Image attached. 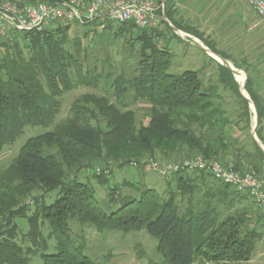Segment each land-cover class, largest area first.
Returning <instances> with one entry per match:
<instances>
[{"label": "trees", "instance_id": "16d2710c", "mask_svg": "<svg viewBox=\"0 0 264 264\" xmlns=\"http://www.w3.org/2000/svg\"><path fill=\"white\" fill-rule=\"evenodd\" d=\"M163 13L178 29L185 27L165 7L160 22L171 31ZM118 25L129 36L125 57L130 62V69L119 72L109 59L101 72L84 63L86 48L69 33L80 24L16 32L0 42V151L27 127H52L28 137L0 172V264H31L37 256L42 264H97L86 252L83 234L73 233L72 221L93 224L100 232L145 230L167 264L248 261L261 232L251 225L252 205L234 208L249 196L246 192L199 169L163 177L167 187L162 191L127 178L112 183V170L97 171L110 163L123 169L134 161L201 155L264 180V151L252 134L253 112L232 71L218 62L219 85L205 87L199 71H168L173 53L160 44L166 36L158 26ZM206 45L230 59L211 40ZM233 62L248 72L247 62ZM81 86L97 91L78 97L68 115L57 119L63 95ZM221 87L237 97L235 118L225 107ZM245 89L257 108L256 135L264 144L261 104L250 75ZM139 103L148 105L147 122L133 108ZM85 171L106 188L111 211L100 204L90 179H78ZM56 189L58 198L47 204L45 195Z\"/></svg>", "mask_w": 264, "mask_h": 264}, {"label": "rangeland", "instance_id": "374dc122", "mask_svg": "<svg viewBox=\"0 0 264 264\" xmlns=\"http://www.w3.org/2000/svg\"><path fill=\"white\" fill-rule=\"evenodd\" d=\"M24 1L26 2V0ZM27 1L49 2L48 0ZM163 1L165 2L166 7L167 1ZM210 7V10L214 8V6H212V1L210 2ZM242 8H244V6H242ZM223 10L224 9H219L217 16H219L223 12ZM162 29L166 34L170 35L168 36V38L163 37L160 40V44L168 47L173 53L172 62L168 71L174 74H179L185 70L199 71L205 87L212 85L218 86V66L211 61V58L208 56V54H206V52L199 47L191 45L185 41H181L177 36H174L172 33V31H174L173 28L172 31L166 26H163ZM178 32L184 35L180 31ZM69 33L72 39L81 40L83 47L86 48L84 52L87 56V59L84 62L86 63V65L90 67L95 66L98 72L105 71L108 69V67L107 63H105L104 61L109 59L113 64V68L117 72L125 69H130V62L128 63V60L125 57V39H128L129 36H125V33H120L119 25L117 23L108 22L105 23L104 26H102L99 22H93L80 26H72ZM213 35L215 37L216 33H214ZM228 52L234 54L233 57L236 61H241L243 58L242 56H240V54L234 53L231 50H228ZM210 53L211 55H213L214 59L216 58L217 61L221 62V59L217 56V53ZM230 64L233 65L231 62ZM237 69L240 70L243 74V77L236 75V79L240 83L241 87L243 79L245 80L248 74L241 68ZM94 91L97 90L81 86L65 93L62 98L63 104L61 112L58 114L57 119L68 115L73 102L78 97L87 92ZM219 92L224 96L223 102H225V107L229 110V113L232 115V117L235 118V116H237V113L239 112L237 97L232 92L228 90L225 91L222 87L220 88ZM244 92L245 95L248 96L246 89ZM147 106L148 105L146 103H139L133 106V108L137 112L138 117L144 122H147L148 120ZM254 124L255 115L253 114V126ZM51 128L52 127L44 128L41 126L27 127L24 133L21 134L13 144L4 147V149L0 151V172L3 171L12 162L14 157L18 154L20 147L26 142L28 137L45 132ZM107 166H112V171L114 172L112 183H120L125 178H127L132 180L133 182H138L139 184L146 183L158 189L159 191H162V189L166 190L167 186L166 182L164 181L165 177L163 178L148 166H144L143 168L126 166L123 169L114 168L113 163L107 164ZM92 175V171H85L78 175V179L81 181H87L90 179L89 182L92 186L95 187L100 204L105 208V210L109 212L111 211V209L107 207L106 203V188L99 185L97 179L91 177ZM172 184L174 185V183ZM129 192L134 194L133 191ZM241 192L243 194L245 193V191ZM58 196L59 190H53L45 195V202L49 204L56 198H58ZM250 205L253 206L250 209V216L252 217L251 225L255 224L256 228L261 231L260 238L256 243L255 249L250 259L243 262H221L219 264H264V222L262 220L261 212L256 206H254V202L252 201L250 196H245L244 199L236 201L234 208ZM258 219L260 223L258 222ZM20 224L26 231L25 228L26 226H28L27 219L23 218L20 221ZM71 225L74 234H83V236L86 238V252L97 262V264H167L164 262L163 256L156 250L155 239L145 230L131 232L125 235L118 230L100 232L93 224L88 223L82 225L77 221H72ZM43 231L44 234L47 235L49 232L48 227L45 226L43 228ZM28 243L29 241H27L25 245ZM31 264H42L41 257H34L31 261Z\"/></svg>", "mask_w": 264, "mask_h": 264}, {"label": "built area", "instance_id": "2783aa9c", "mask_svg": "<svg viewBox=\"0 0 264 264\" xmlns=\"http://www.w3.org/2000/svg\"><path fill=\"white\" fill-rule=\"evenodd\" d=\"M249 7L264 20V0H245ZM165 2L159 0H56L25 2L6 0L0 2V42L13 38L16 32L42 31L58 25L112 22L132 23L141 28L159 25V12ZM134 167L148 166L162 177L179 171L204 170L227 185L245 191L261 212L264 222V180L253 171H239L217 160H205L201 155L184 161L141 160L131 163ZM112 166L97 168L109 173Z\"/></svg>", "mask_w": 264, "mask_h": 264}, {"label": "crops", "instance_id": "0c3cea01", "mask_svg": "<svg viewBox=\"0 0 264 264\" xmlns=\"http://www.w3.org/2000/svg\"><path fill=\"white\" fill-rule=\"evenodd\" d=\"M211 1L214 6L212 10H210ZM166 7L172 13L174 20L185 26L181 30L178 29L163 13V19L174 30L173 35L181 41L204 50L217 66L219 61L211 55L210 52L213 53V51L206 45V39L211 40L219 51L226 53L230 59L224 58L235 68L237 67L233 62L235 61L234 54L228 50L240 54L243 57L240 62L243 64L247 62L248 72L245 68L241 69L253 79L254 91L259 97L262 109L261 135L264 137V20L254 13L245 0H167ZM219 9L224 10L217 16ZM164 11L165 9L162 12ZM163 26L166 25L159 22L158 28L161 31H163ZM187 28L196 30L202 35L196 36L197 34H193L192 30L187 32ZM214 33H216L215 37ZM169 35L165 33L166 38ZM253 105L255 104L251 100L250 107L255 115ZM260 143L264 146L261 141Z\"/></svg>", "mask_w": 264, "mask_h": 264}, {"label": "water", "instance_id": "95a60500", "mask_svg": "<svg viewBox=\"0 0 264 264\" xmlns=\"http://www.w3.org/2000/svg\"><path fill=\"white\" fill-rule=\"evenodd\" d=\"M205 49H207V48H205ZM217 56L221 59V63L223 65H225L226 67H228L235 76L240 72V70H238L233 65H231L229 63V61H227L224 57H222L221 55H218V54H217ZM246 82H247V77L245 78V80L243 81V83H242V85L240 87V90H241L242 94H244V95H245L244 91H245ZM245 97H246L247 100H249L251 102L249 96L245 95ZM253 106H254V111H255V124H254L253 129H252V134H253L255 140L258 142L259 146L264 151V146L260 143V141H259V139L257 138V135H256V127H257V124H258V111H257L256 106L255 105H253Z\"/></svg>", "mask_w": 264, "mask_h": 264}, {"label": "bare ground", "instance_id": "6f19581e", "mask_svg": "<svg viewBox=\"0 0 264 264\" xmlns=\"http://www.w3.org/2000/svg\"><path fill=\"white\" fill-rule=\"evenodd\" d=\"M237 75L242 77V73L241 72H239Z\"/></svg>", "mask_w": 264, "mask_h": 264}]
</instances>
